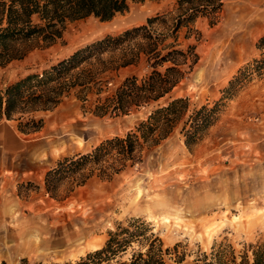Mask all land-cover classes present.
Wrapping results in <instances>:
<instances>
[{
  "label": "rangeland",
  "instance_id": "374dc122",
  "mask_svg": "<svg viewBox=\"0 0 264 264\" xmlns=\"http://www.w3.org/2000/svg\"><path fill=\"white\" fill-rule=\"evenodd\" d=\"M194 1H132L109 19L88 15L69 21L50 44L37 37L15 43L26 52L0 64V87L41 73L76 49L147 23L151 16L156 17L141 34L150 30L163 35L159 47L174 43L186 49L194 44L198 59L191 69L183 66L184 76L164 96L119 114L94 109L100 106L99 97L113 92L126 76L140 79L148 73L151 67L143 52L137 62L118 64L148 46L150 39H127L73 70L79 82L90 80L87 85H72L57 105L35 112L48 130L44 136L55 139L48 154L56 158L49 168L64 156L88 152L105 138L126 134L174 97L187 96L189 103L166 137L154 145L144 143L140 161L111 177L96 169L81 184L76 174L56 180L49 190L46 172L41 179L24 175L15 180L0 173V264H19L22 258L29 264L75 260L102 246L118 222L137 216L151 222L165 245L181 241L191 251L229 243L239 252L249 243L264 241V48L257 46L264 21L241 36L236 17L247 0H220L218 12H199L173 30L178 15L205 3ZM255 7L262 12L264 0ZM203 106L212 108V119L188 144L184 133L190 115L205 112ZM0 122L16 126L17 121ZM18 133L23 140L31 137ZM4 147L0 143V149ZM73 229L80 235L66 242Z\"/></svg>",
  "mask_w": 264,
  "mask_h": 264
},
{
  "label": "trees",
  "instance_id": "16d2710c",
  "mask_svg": "<svg viewBox=\"0 0 264 264\" xmlns=\"http://www.w3.org/2000/svg\"><path fill=\"white\" fill-rule=\"evenodd\" d=\"M132 1L143 0H0V64L25 54V50L15 47L18 41L37 37L50 44L61 36L69 21L88 15L101 20L109 19L127 9ZM204 1L202 5L189 6L190 12L178 15L172 29L177 30L199 12L216 13L222 5L220 0ZM179 3L195 1L179 0ZM155 17H148L147 23L126 28L119 34L107 35L86 44L41 73H29L0 87V118L16 120L17 129L23 133L40 129L43 119L36 115V111L57 105L72 85L80 83L85 86L90 81L79 82L78 75L73 73L75 68L91 58L98 59L102 53L114 50L127 39L140 35L150 39L148 46L139 48L133 56L124 58L118 65L137 62L143 52L150 70L140 79L136 74L126 76L113 92L99 97L100 106L96 104L94 111L100 114L128 113L133 106L158 100L184 76V65L189 69L193 67L198 54L194 44H189L186 49L174 43L159 47V43L165 39L163 35L150 30L141 34ZM257 46L264 48V34L258 38ZM261 60L264 62V52ZM166 62L169 63L165 65ZM163 65L164 69L159 68ZM188 103L187 96L174 97L152 109L146 119L139 121L126 134L105 138L88 152L64 156L46 171V188L52 190L56 180L76 174L80 175L77 183L81 184L96 169L97 174L111 177L127 165L140 161L144 143L154 145L166 137L182 118ZM203 110L205 112L190 115L189 127L184 133L188 144L201 134L212 119V108L203 106ZM108 159L111 161L105 164ZM21 260L19 264H29L25 258ZM62 264H264V241L249 243L239 252L229 243L212 246L209 251L200 248L191 251L181 241L165 245L151 222L137 216L118 222L108 231L102 246Z\"/></svg>",
  "mask_w": 264,
  "mask_h": 264
},
{
  "label": "crops",
  "instance_id": "0c3cea01",
  "mask_svg": "<svg viewBox=\"0 0 264 264\" xmlns=\"http://www.w3.org/2000/svg\"><path fill=\"white\" fill-rule=\"evenodd\" d=\"M260 1L261 0H247L237 11L236 21L237 23L239 22L237 25L242 27L240 30L241 36L244 35L246 29L250 28L249 31H252L253 26L261 25L264 21V10L258 12L255 7ZM233 45L239 46L240 42L234 41ZM6 120L10 119L6 118ZM54 127L56 129V126ZM18 131L21 132L14 124L0 122V143L6 146V148L0 149V169L7 170V172L1 171L0 173L4 174L3 176L6 177L5 179L13 178V180H15V178H23L24 175L30 178L41 179L43 174L50 167V164L56 158L55 155L52 154L50 156L48 154L49 146L53 144L55 139L52 137L48 138L47 135L44 136L48 131L44 125L34 132H21L26 135H31V137L26 140L21 138ZM26 144L30 146L29 150H25V148L22 149V146ZM11 156H13L14 159L9 161L8 157ZM79 235V230H70L66 235L65 241L67 242V240L71 239V242H73V239L77 238Z\"/></svg>",
  "mask_w": 264,
  "mask_h": 264
}]
</instances>
